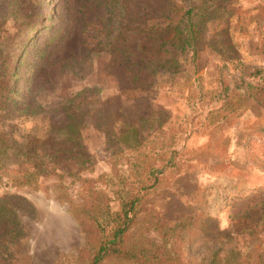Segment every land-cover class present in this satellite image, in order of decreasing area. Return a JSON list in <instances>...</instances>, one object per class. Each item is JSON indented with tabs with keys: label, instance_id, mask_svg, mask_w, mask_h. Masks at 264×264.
I'll return each mask as SVG.
<instances>
[{
	"label": "rangeland",
	"instance_id": "1",
	"mask_svg": "<svg viewBox=\"0 0 264 264\" xmlns=\"http://www.w3.org/2000/svg\"><path fill=\"white\" fill-rule=\"evenodd\" d=\"M20 27L32 31L18 42ZM222 79L228 91L237 87V118L222 130L225 152L188 155L185 171L145 197L132 234L153 246L173 225L190 227L186 220L198 210L210 217L203 233L234 229V241L264 262V227L257 224L264 215V134L245 136L264 109V94L255 90L264 82V0H0V136L41 133L46 120L75 116L87 153L82 164L63 160L31 185L0 186V195L21 194L34 207L19 214L22 234L0 252V264H81L84 236L71 211L76 177L117 181L138 153L110 129L125 123L143 146L163 142L180 123L188 126L197 95L212 97ZM209 129L196 126L185 147L201 145ZM221 159L228 164L220 169ZM60 184L69 200L58 201ZM238 190L246 196L235 197Z\"/></svg>",
	"mask_w": 264,
	"mask_h": 264
},
{
	"label": "trees",
	"instance_id": "2",
	"mask_svg": "<svg viewBox=\"0 0 264 264\" xmlns=\"http://www.w3.org/2000/svg\"><path fill=\"white\" fill-rule=\"evenodd\" d=\"M22 30V38L18 42L25 39L32 28L20 27L19 31ZM190 31L192 34L195 32L193 25ZM226 82L224 79L218 81L219 88L213 92L212 97L203 99L197 95L195 105L198 111L191 115L188 126L180 123L163 142L149 140L144 145L146 148L140 141L143 137L129 125H118L116 132L110 129L117 141L138 153L134 160L129 161L128 173L117 181L105 174L95 178L76 177L78 186L75 195L78 200L72 204L71 211L84 236L81 249L84 261L81 264H100L105 260L132 264H264L259 257L257 260L243 249L242 242L234 241V229L203 233L200 227L210 217L198 210L186 220L190 227L185 225L181 229L173 225L171 233L164 232L166 239L163 242H150L153 246H143V241L134 239L132 234L145 197L179 168L185 171L189 166L187 160L191 159L188 155L200 150L217 155L225 152L227 137L224 138L222 130L238 115L233 109L237 87L230 92ZM260 82L255 90L261 95L264 94V82ZM14 96L15 90L9 98ZM195 105L190 109H194ZM66 118V123L62 124L45 119L41 133L26 132L18 138L12 137V133L5 138L0 136V186L8 183L31 185L40 174L47 173L48 169L53 170L54 164L70 159L79 164L85 161L87 153L78 132L80 119L69 115ZM261 120H264V109L254 115L245 136L260 132L264 134ZM203 123L210 128L206 140L199 146L185 147V137ZM156 146L159 149L154 151ZM227 164L226 159H221L218 167L221 169ZM59 187L64 197H58V201L69 200L64 185L60 184ZM245 196V190H238L235 195L237 198ZM112 200L117 202L115 209L110 207ZM33 212L34 207L26 197L3 191L0 195L1 253L22 234L19 214L31 215ZM257 224L264 227L263 214L259 215Z\"/></svg>",
	"mask_w": 264,
	"mask_h": 264
},
{
	"label": "crops",
	"instance_id": "3",
	"mask_svg": "<svg viewBox=\"0 0 264 264\" xmlns=\"http://www.w3.org/2000/svg\"><path fill=\"white\" fill-rule=\"evenodd\" d=\"M205 140H206V134H205ZM205 140H204V141H205ZM204 141H203V142H204ZM203 142H202V143H203ZM202 143H201V144H202Z\"/></svg>",
	"mask_w": 264,
	"mask_h": 264
}]
</instances>
